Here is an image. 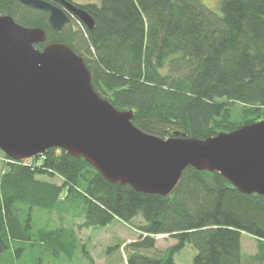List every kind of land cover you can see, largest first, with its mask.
<instances>
[{
  "label": "trees",
  "instance_id": "16d2710c",
  "mask_svg": "<svg viewBox=\"0 0 264 264\" xmlns=\"http://www.w3.org/2000/svg\"><path fill=\"white\" fill-rule=\"evenodd\" d=\"M78 7L94 27L69 17L57 32L46 12L0 0L1 15L44 31L35 48L65 44L81 56L99 97L131 110L141 132L205 140L264 120V0H221L220 13L201 0H99ZM0 156V260L12 242H21L68 260L81 251L94 264L75 229L60 222L67 215L83 218L86 228L117 220L136 230V241L123 245L126 264H175L174 254L189 244L196 250L192 264H264V197L239 191L219 173L187 166L162 197L110 184L58 148L26 162ZM35 209L49 221H37ZM243 234L256 241L252 256L242 252ZM157 235L175 240L167 256L156 255Z\"/></svg>",
  "mask_w": 264,
  "mask_h": 264
},
{
  "label": "water",
  "instance_id": "95a60500",
  "mask_svg": "<svg viewBox=\"0 0 264 264\" xmlns=\"http://www.w3.org/2000/svg\"><path fill=\"white\" fill-rule=\"evenodd\" d=\"M46 12L57 32L70 22L66 11L88 29L93 20L75 3L19 0ZM42 29L18 25L0 14V152L13 161L61 149L81 158L110 184L139 193L171 194L187 166L219 173L234 188L264 197V120L205 140L175 133L161 139L132 124V111H121L99 97L81 56L52 43Z\"/></svg>",
  "mask_w": 264,
  "mask_h": 264
},
{
  "label": "rangeland",
  "instance_id": "374dc122",
  "mask_svg": "<svg viewBox=\"0 0 264 264\" xmlns=\"http://www.w3.org/2000/svg\"><path fill=\"white\" fill-rule=\"evenodd\" d=\"M74 3L83 5L85 3H99V0H72ZM203 4L213 9L214 12L220 13L218 5L221 0H201ZM26 162V161H25ZM4 170L3 158L0 156V173ZM53 183L59 184L58 178H44ZM40 209L34 210L36 219L42 221H49V218ZM54 225L60 223L55 213L49 214ZM63 218L60 222L72 227L76 231V236L81 245L87 251V255L94 261V264H126V252L123 245L129 242L136 241L138 232L132 229L125 223L115 220L113 223L103 228H86L83 227V218H70L67 215H61ZM141 218H136L135 222H141ZM52 223V222H51ZM242 252L246 257L252 256L255 253L256 241L250 236L243 234L241 238ZM122 244V246H120ZM175 240L167 235H157L156 237V255L163 254L167 256L168 249L174 246ZM23 247L19 255L17 251ZM153 252H147L146 255H151ZM196 256V250L192 245H186L179 253L174 254L175 264H192L193 258ZM0 264H91L88 259L82 256L81 251L75 253L72 259L68 260L64 253L60 255H53L52 252L45 250L38 243L28 245L21 242H12L11 247L2 256Z\"/></svg>",
  "mask_w": 264,
  "mask_h": 264
},
{
  "label": "flooded vegetation",
  "instance_id": "af4514ba",
  "mask_svg": "<svg viewBox=\"0 0 264 264\" xmlns=\"http://www.w3.org/2000/svg\"><path fill=\"white\" fill-rule=\"evenodd\" d=\"M48 2H50V4L52 3V4H54L55 6H60L61 7V9L63 8L64 9V7H63V4H61L59 1H56V0H49ZM70 3H74L72 0L70 1ZM76 4V3H75ZM78 6H79V4H77ZM59 7V8H60ZM66 14H68V17H70V18H73V17H75L74 15L72 16L71 14H69L67 11H66ZM70 18H69V20H70ZM70 23V22H69Z\"/></svg>",
  "mask_w": 264,
  "mask_h": 264
}]
</instances>
